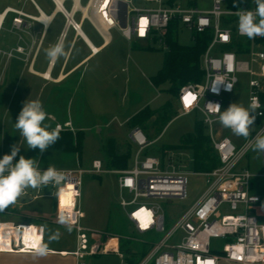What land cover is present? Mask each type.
Returning <instances> with one entry per match:
<instances>
[{
	"label": "built area",
	"instance_id": "1",
	"mask_svg": "<svg viewBox=\"0 0 264 264\" xmlns=\"http://www.w3.org/2000/svg\"><path fill=\"white\" fill-rule=\"evenodd\" d=\"M53 1L57 7L56 0ZM66 1L63 0V10L60 12L66 17L67 28L71 26L79 31L81 24L74 20V16L82 11H75L72 21H68L75 0H71V10L65 7ZM92 1L91 13L99 17L102 28H119L128 39H158L168 48L166 34L172 22L185 26L191 32L193 40L199 34L208 31L211 33L210 42L201 58L203 79L183 85L178 92V102L184 114L194 110L202 113L203 123L208 128V135L220 164L210 171L197 172L205 177L204 192L167 230L161 201L173 202L188 198L190 171L182 167V153L175 149L167 150L162 156H142L143 150L152 141L141 128L131 130L130 139L136 147L132 166L115 171L119 174V204L125 217L139 234L164 232L156 241L143 240L148 249L136 264H264V194L252 192L253 178L257 175L240 165L252 146L251 142L248 140L237 148L216 128L219 123L216 104L220 106V111H224L225 97L233 93L238 83L237 74L241 72L250 75L248 106L251 103L259 105L256 112L250 115H255V121L264 118V45L250 39L251 44L245 51L238 52L230 47L247 38L238 31V13L254 10L255 6H244L240 10L224 9L225 0H211V6L204 8L199 7L195 0H189L187 4L175 2L172 5L139 8L132 4V0ZM145 1L159 4L163 2ZM37 9L38 16L10 6L0 12V35L7 23V16L13 13L10 30L19 31L18 40L21 42L7 49L0 48V59L9 60L19 54L29 57V42L25 38V33L29 34L27 29L31 26L29 20H39L44 24L41 19L44 13L38 6ZM232 16L234 19H230ZM122 18L126 19V26L121 25ZM40 43L41 41L38 42V48ZM217 46H226V49L214 53ZM46 73L43 76L49 78L45 76ZM226 85L232 86L231 90H227ZM215 87L218 91H213ZM192 97L195 99L192 100ZM57 125L61 130L64 128L61 124ZM261 129H264V123ZM58 170L64 173L65 180L60 185L47 186L50 188V195L56 199V211L51 220L59 223V216L66 215L70 219V227L76 231L75 249L60 253H70L76 258L114 253L120 264H130L127 259L130 255L121 250L120 240L115 234L91 231L81 224L82 176L86 172H103L102 162L94 160L90 169L80 166ZM261 177L264 178V172ZM43 187L45 186L36 189L37 195H47L43 192ZM28 193L29 190L26 189L23 195ZM67 194H70L69 202H63V197ZM3 226L5 227L2 228ZM40 229L37 223L14 225L0 222V232L4 230V238L0 234V251L36 253L38 245L43 243ZM212 238L227 240L221 251L211 248Z\"/></svg>",
	"mask_w": 264,
	"mask_h": 264
},
{
	"label": "rangeland",
	"instance_id": "2",
	"mask_svg": "<svg viewBox=\"0 0 264 264\" xmlns=\"http://www.w3.org/2000/svg\"><path fill=\"white\" fill-rule=\"evenodd\" d=\"M45 8L46 12L53 9V4L49 0H38ZM176 3L187 4L188 0H174ZM199 7L209 8L211 0H196ZM82 6L87 5L90 0H82ZM132 4L139 8L157 7L166 5L167 0L162 3L145 0H132ZM253 0H225L224 9L240 10L244 6H253ZM67 9L71 7V0L65 3ZM82 13H77L75 19H79ZM234 19V17H230ZM63 25L61 16L58 15L46 37L42 46L40 57L45 56V49L49 48L50 42L56 39V32ZM91 25V24H90ZM10 23H6L0 35V48L7 49L8 46H15L18 36L9 31ZM95 32L94 28L91 26ZM93 32V33H94ZM114 38L110 45V62L107 60V50L103 51L96 58L92 59L85 66V70L91 69L96 65L99 68V75L104 74L101 69L110 65V71L107 74L108 80L87 82L86 78L81 85L72 82L67 87L66 93L60 102L50 104V107H44L48 114H59L57 119L63 122L70 115L73 119V126L87 125L83 128L81 134L75 135V143L79 139V149L73 151H63L56 149H47L43 153L37 148L39 163L43 167L55 166V168L74 169L82 166L91 168L92 162L96 159L102 161L103 171L100 174L86 172L81 180L80 209L82 211L81 224L85 228L96 232H110L123 242L125 247H129L132 252L144 249L148 245L143 240L156 241L164 235V232L142 235L134 230L124 215L119 204L118 176L107 163L108 138L117 139L119 149L124 151L129 145L128 138L129 127L127 120L134 115L133 113L142 106L149 105L151 108H159L168 100L177 104V95L171 94L165 90L167 84L155 87L151 78L163 67L164 59L168 48H165L158 39L127 40L121 37L119 30L114 29L111 32ZM73 37L72 29H69L65 36L67 49ZM174 37L182 44H192L191 32L185 27L180 26L174 30ZM248 38H245V40ZM116 40L119 42L117 43ZM79 44V43H78ZM78 44L76 49L78 48ZM135 46V47H134ZM226 49V46H217L214 53ZM63 58L57 61L59 65ZM5 59H0L2 67ZM25 68V62L20 59L12 58L7 62L5 73L17 72ZM8 76V75H7ZM238 83L235 85L233 93L227 95L224 101V111L233 103L248 107L249 79L248 73H238ZM19 90L21 84H15ZM14 85V86H15ZM15 86V87H16ZM60 85L52 86L51 93H55ZM107 86V87H106ZM107 90L110 92L107 94ZM21 94V90L18 91ZM110 97V98H109ZM170 104V101L168 102ZM172 105V104H171ZM166 115V116H165ZM157 119L149 118L140 127L143 129L147 138L153 142L142 152L144 155L162 156L169 149H175L181 143L182 136L195 129V124L202 121V115L192 114H155ZM60 117V118H58ZM48 124L53 125L54 121L48 119ZM155 120V121H154ZM264 123V118L254 121L251 126V137H255ZM216 128L221 131L223 137H228L237 148L246 141L243 137H237L229 129L224 128L220 123ZM204 131L208 133V128L204 126ZM76 134V133H75ZM20 136V133H19ZM115 136V137H114ZM21 137V136H20ZM116 142V141H115ZM117 146V144H115ZM136 148V147H135ZM135 148L132 147L131 156L128 160V167L132 166V159L135 154ZM181 164L186 167L190 173L188 175V198L173 202L161 201L166 218V229L168 230L176 219L187 210L204 192L206 188L205 177L196 173L192 167L193 152L191 149L184 148L181 151ZM242 167L250 169L257 177L253 178L252 192L264 194V178L261 174L264 172V154H257L251 148L240 162ZM125 169V168H118ZM70 195V194H69ZM53 199L50 197L40 198L30 206L33 210L43 212L51 211ZM225 210H222L224 212ZM70 227L61 226L59 240L63 243L74 241L76 231ZM128 236V238H127ZM227 240L223 238H212L211 248L215 251H221ZM112 244L110 243V246ZM124 252V251H123ZM126 255L128 253L124 252ZM93 262L89 264H120L119 258L114 253H101L90 257ZM88 260V258H86Z\"/></svg>",
	"mask_w": 264,
	"mask_h": 264
},
{
	"label": "crops",
	"instance_id": "3",
	"mask_svg": "<svg viewBox=\"0 0 264 264\" xmlns=\"http://www.w3.org/2000/svg\"><path fill=\"white\" fill-rule=\"evenodd\" d=\"M49 1L53 4V9L48 13L46 12L45 8L40 4L38 0H0V12H2L6 7L10 6V7H15V8H21L28 14H31L33 16H38L39 15V11L37 9V6H38L41 9V11L44 13V15L51 16V20L49 21V27L47 28L46 31L44 28V24L41 21L29 20V23L31 24L30 28L27 29L29 34L25 33V38L29 42V45H28L29 57H27L24 54H19L16 57H13V58L20 59L23 62H25V68L23 67L22 69H19L15 73L10 72V74L9 73L6 74L5 68H6L7 62L10 59L7 60L5 58H4L5 62L3 63L2 67H0L1 69L0 70V158H2L5 154H10L11 147L13 145H18L21 148L15 160L18 161L20 155H23L25 158L36 159L38 162V166L41 170H46L47 168L40 165L39 160H38L40 156L37 157V155L35 154L36 149L33 150V149L27 148V144L24 138L22 136L21 137L19 136V131L15 128L16 119L18 117L19 112L22 110L24 103L27 100L29 101L39 100L42 102L43 107H50V104L54 103L55 105L60 102L61 98L67 91V87L70 84L72 85L73 81L75 82L77 86L83 83L84 78H86L87 79L86 81L91 84L99 80L102 81L104 78L108 80L107 74L110 71V65L101 69V72L104 73L102 75L98 74L99 68L98 67L96 68V65H95V68L93 67L91 69L89 75H87L88 73L87 71L89 69L85 70V66L88 64V62L96 58L99 54H101L103 51L107 50L110 47V45L113 43V40H114V38L111 37V33H110L112 30L117 29L119 30L121 37L127 40H133V39L126 38L122 34L119 28H112L110 30L105 29V31L108 34L107 36H105L100 30L99 26H97L96 24V22H100L101 20L99 19L97 15L93 13L91 14H92V17L94 18V21L90 17H87V16L85 17L84 15H81L79 19H75V16L77 15V13H80V12H77L75 14L74 20L81 24V29H80L81 32L74 30L71 26L67 28L66 17L58 10V8H56V5L53 0H49ZM195 2L197 3L196 0ZM71 7H72V1H71ZM71 7L68 10H71ZM58 15L61 16L63 25L61 26L60 30L56 32V39L50 42L49 44L52 46L59 37L65 38L69 29H72L73 31V37L67 49L70 52V55L67 59L63 58L62 62L59 65L57 64V62L54 64L49 63L46 55L43 56L42 58L40 57L42 46ZM13 16H14L13 13H10L7 16V23L8 22L11 23ZM91 26L96 31V34L92 30ZM180 26L181 25L178 24L177 28ZM100 27H102V25H100ZM9 31L11 32L10 27H9ZM64 32L66 33L63 36ZM12 33L18 36L19 31L14 30L12 31ZM136 40L141 41L139 39H136ZM39 41H41V43L38 48ZM116 42L118 43L119 41L116 40ZM19 43L21 42L17 40L16 45ZM90 43L97 46L99 50L95 52ZM77 44H78V48L76 49ZM185 45H190V44H185ZM8 47H13V46H8ZM37 48H38V51L36 55L34 56ZM106 53H107L106 58L110 62V48L107 50ZM32 57H33V61H32V67H31L30 62L32 60ZM46 72L50 74L49 78H46L43 76V74ZM15 84H21V88H20L21 94H18V91L20 90ZM56 85H60V86L58 87V90H56L55 93L52 94L50 89L52 88V86L55 87ZM109 92L110 90H107V94ZM178 92L175 93L177 95V104L172 103L171 100H168L164 105H162L159 108H151L149 105H145L137 109L133 113L134 115H132L127 120L126 123L128 124V127L130 128L128 130L129 131L128 138L125 139L129 143V145H127L126 148L127 147L130 148V154H129L128 160L131 156L132 147L135 148V145L130 139V132L135 127L141 128L140 126L143 125L144 123L143 122L141 125H132L129 122V120L133 118L136 114H141L142 112L147 111V109H148V112H146L145 114H152L150 118H154L155 120L157 119L155 114H175V116L178 114H184L182 113V110L179 106ZM169 101H170V104L168 103ZM192 113H195V114L199 113L202 115V113L198 110H194L186 114H192ZM57 115L59 114H48V117L45 123L48 124V121H49L48 119H51L54 121L53 125L49 124L50 129H55L57 124H61L64 127L61 130V132H66V131L71 132L75 139V135L77 136L81 134V131L79 130H82L83 128H87V125H83V124L82 125L80 124L79 125L80 127H74L73 119L71 118L70 115L68 116V119L64 120L63 122L57 119L56 117ZM66 123H69L70 125L66 126L65 125ZM188 133H191V132H188ZM110 139L113 140V138L109 137L108 141ZM117 139H121V138L115 137L114 139V143L117 144V147L119 149L118 144L121 145V143H119ZM51 149L61 150L58 148H51ZM175 150H178L181 152L182 150H184V148H175ZM135 153H136V148H135ZM107 160H108L107 163L109 164L108 156H107ZM132 163H133V159H132ZM102 166H103V163H102ZM111 168L114 172L117 170H122V169H116L113 167ZM126 168H129V167L127 166ZM56 169H63V168H56ZM85 169H90V168H85ZM197 172H203V171H196V173ZM36 189L28 188L29 190L28 194H25V195L22 194L21 197L17 199L15 204L10 205L3 212H0V222L1 223L7 222L9 224H14V225L31 224V223L39 224L41 228L40 232L42 235L43 243H47L48 249L53 252L48 251L46 255L41 256V255H38L37 253L0 251V264H89V259H91L90 257H92L93 255H85L82 258H76V256L70 253L65 254V255L60 253V252H70L75 249L76 235H75L74 241H71L70 243H63L59 239L49 241V238L51 236H56L57 234L60 235V233L62 232L61 226H65V227H68V226L59 224L51 220V217L54 215L56 211V199L54 196L50 195V192H51L50 188L47 186L43 187V192L47 194L43 196L37 195ZM45 197H50L53 199L52 200L53 201L52 207L54 209L53 212L52 211L51 213L49 211L43 212L39 210H33L30 208V206L34 204V202H36L40 198H45ZM69 199H70V195L67 194L66 196L63 197V202H69ZM71 228L74 229L73 227ZM86 258H88V260H86ZM93 261L94 260L92 259L90 260V262H93Z\"/></svg>",
	"mask_w": 264,
	"mask_h": 264
},
{
	"label": "clouds",
	"instance_id": "4",
	"mask_svg": "<svg viewBox=\"0 0 264 264\" xmlns=\"http://www.w3.org/2000/svg\"><path fill=\"white\" fill-rule=\"evenodd\" d=\"M254 10H245L238 13V31L248 39L256 37L264 38V0H253ZM44 22L45 31L49 27L47 21ZM45 55L49 63H56L61 58L67 59L70 52L63 37L45 49ZM232 86L226 85L227 90ZM213 91H218L215 87ZM192 100L195 97L191 98ZM191 102V100L189 101ZM216 111L219 113L218 122L226 129H229L233 135L243 137L249 140L252 150L257 154H264V129L251 137L252 125L256 119L255 113L259 105L251 103L245 107L238 103L231 104L225 111H220V106L216 104ZM48 113L45 111L42 102L39 100H27L22 110L19 112L15 122V128L19 131L29 149H39L41 153L53 146L61 138V129L59 125L55 129H50V125L45 123ZM20 146L13 145L10 154H5L0 158V212H3L10 205L16 203L24 191L28 188L36 189L49 184L60 185L65 180V175L55 166H48L46 170H41L36 159L19 156L18 161L15 158L20 152ZM15 161V162H14ZM59 223L66 225L70 229V219L66 215L59 216ZM59 234L51 236L49 241L58 240ZM48 244L41 243L36 248L38 255H46Z\"/></svg>",
	"mask_w": 264,
	"mask_h": 264
},
{
	"label": "trees",
	"instance_id": "5",
	"mask_svg": "<svg viewBox=\"0 0 264 264\" xmlns=\"http://www.w3.org/2000/svg\"><path fill=\"white\" fill-rule=\"evenodd\" d=\"M173 3L174 0H167L168 5H172ZM177 25V22H172L169 25L166 34L168 49L163 67L151 78L152 83L156 87L167 84L165 90L171 94L177 93L179 89L188 82L202 80L204 71L201 58L211 39V33L208 31L197 35L190 45L181 44L174 37V30L177 28ZM254 40L256 43L264 45V38L256 37ZM250 44L251 40L246 39L242 42L234 43L230 47L236 49L238 52H242L248 49ZM262 101L264 104V95L262 96ZM146 112H148V109L141 114H136L129 122L132 125H141L152 116V114H145ZM204 126L203 121L197 122L194 131L182 136L181 143L175 146V148H187L192 150V167L195 171H210L220 164L217 152L213 148L209 136L204 131ZM60 137L61 138L56 144L50 146L51 148H58L64 151L79 149V139L77 143H75V139L71 132H60ZM129 154V147L121 151L115 145L114 140L110 139L108 141L107 156L111 167L116 169L126 168L128 166ZM120 248L130 255L127 258L130 264H136L148 249L144 247V249L137 250V253H133L129 247H125L123 242H121Z\"/></svg>",
	"mask_w": 264,
	"mask_h": 264
},
{
	"label": "bare ground",
	"instance_id": "6",
	"mask_svg": "<svg viewBox=\"0 0 264 264\" xmlns=\"http://www.w3.org/2000/svg\"><path fill=\"white\" fill-rule=\"evenodd\" d=\"M56 2L58 3V5H57L56 8H58L59 11H60V10H63V7H62V5H61L62 2H63V0H56ZM92 3H93V1L90 0V2H89L87 5L82 6V4H81V0H75V6H74V8L72 9V11L69 13V16L71 17V16L74 14V12L77 11V10H81V11H82V15H84L85 17H86V16H87V17H90V18L93 19V21H94V18L92 17V14H91ZM84 16H83V17H84ZM41 19H42V21H47V22L49 23V21L51 20V16L44 15ZM96 24H97V26H99V28H100V30L102 31V33H103L105 36H107V35H108L107 32H106L102 27H100V22H96ZM90 44H91V46H92V48H93V50H94L95 52H97V51L99 50V48H98L97 46H95V45L92 44V43H90ZM45 76L49 77L50 74L46 73ZM4 227H5V226H3L2 228H4ZM26 233H28V231H27ZM0 234H1V236L4 238V236H3V234H4V230H1Z\"/></svg>",
	"mask_w": 264,
	"mask_h": 264
},
{
	"label": "water",
	"instance_id": "7",
	"mask_svg": "<svg viewBox=\"0 0 264 264\" xmlns=\"http://www.w3.org/2000/svg\"><path fill=\"white\" fill-rule=\"evenodd\" d=\"M68 21H72V16L70 17L68 15ZM120 22H121L122 26H126V19L125 18L120 19ZM79 32H81V30H79Z\"/></svg>",
	"mask_w": 264,
	"mask_h": 264
}]
</instances>
